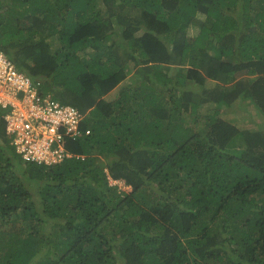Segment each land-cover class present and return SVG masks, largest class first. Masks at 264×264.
I'll return each mask as SVG.
<instances>
[{
	"label": "trees",
	"instance_id": "trees-1",
	"mask_svg": "<svg viewBox=\"0 0 264 264\" xmlns=\"http://www.w3.org/2000/svg\"><path fill=\"white\" fill-rule=\"evenodd\" d=\"M0 49L90 129L25 162L0 106V264H264V123L221 111L264 115V0H0Z\"/></svg>",
	"mask_w": 264,
	"mask_h": 264
},
{
	"label": "built area",
	"instance_id": "built-area-1",
	"mask_svg": "<svg viewBox=\"0 0 264 264\" xmlns=\"http://www.w3.org/2000/svg\"><path fill=\"white\" fill-rule=\"evenodd\" d=\"M40 88V80L22 72L0 50V106L9 143L24 161L53 164L69 156L65 149L82 134L83 114Z\"/></svg>",
	"mask_w": 264,
	"mask_h": 264
},
{
	"label": "rangeland",
	"instance_id": "rangeland-1",
	"mask_svg": "<svg viewBox=\"0 0 264 264\" xmlns=\"http://www.w3.org/2000/svg\"><path fill=\"white\" fill-rule=\"evenodd\" d=\"M194 29H189V34L194 33ZM132 77V74H128L127 78ZM210 84V81H208ZM121 87V86H120ZM118 88H114L111 93L107 95L108 100H113L117 96ZM209 107V106H208ZM207 106H204L202 110L205 108H208ZM221 111L227 112L226 116L233 118V122L239 127V128H253L256 129L258 126L264 123V115H259L256 113L255 108L252 104L245 102L244 100L240 99L238 100V103L231 106H224L221 108ZM224 114V113H222ZM264 126V125H263ZM246 260V259H241Z\"/></svg>",
	"mask_w": 264,
	"mask_h": 264
},
{
	"label": "clouds",
	"instance_id": "clouds-1",
	"mask_svg": "<svg viewBox=\"0 0 264 264\" xmlns=\"http://www.w3.org/2000/svg\"><path fill=\"white\" fill-rule=\"evenodd\" d=\"M52 41V40H51ZM53 43L55 42V41H52ZM1 50V49H0ZM6 55V54H5ZM7 56V55H6ZM8 57V56H7ZM55 98V97H54ZM56 99V98H55ZM57 100V99H56ZM58 101V100H57ZM59 102V101H58ZM60 103V102H59ZM60 104H62V103H60ZM63 105H69V104H63ZM69 106H73V105H69ZM73 107H75V106H73ZM76 108V107H75ZM78 109V108H77ZM79 110V109H78ZM80 111V110H79ZM82 114H83V118H82V120L81 121H83L84 122V118H85V113H83L82 111H80ZM80 130H81V132H82V134L81 135H79V136H77V137H75V138H73V139H71V140H69V142H68V144H67V146H66V152L69 154V156H66V157H64L61 161H59V162H56V163H53V164H45V163H43V164H45V165H56V164H59V163H61L63 160H65V159H67V158H71V157H73V156H75V157H79V155L78 154H75V153H73L72 152V150L70 149V144L73 142V143H75V141H77V140H79L80 138H82V137H84L85 135H88L89 133H90V129H89V127L87 126V127H83L82 126V124H80ZM86 130H88V133H86ZM25 162H27V161H25ZM29 163H35V162H29ZM35 164H39V163H35ZM40 164H42V163H40ZM107 176H108V174H107ZM108 179L110 180V182L111 183H115V182H117V181H115V180H113V179H111V177L110 176H108ZM120 184V187H125L124 186V184L122 183V182H120L119 183Z\"/></svg>",
	"mask_w": 264,
	"mask_h": 264
},
{
	"label": "bare ground",
	"instance_id": "bare-ground-1",
	"mask_svg": "<svg viewBox=\"0 0 264 264\" xmlns=\"http://www.w3.org/2000/svg\"><path fill=\"white\" fill-rule=\"evenodd\" d=\"M80 122H81V121H80ZM80 122H79V123H80Z\"/></svg>",
	"mask_w": 264,
	"mask_h": 264
}]
</instances>
